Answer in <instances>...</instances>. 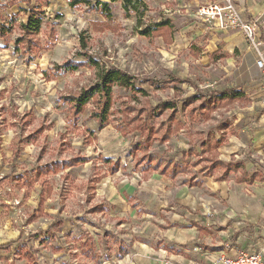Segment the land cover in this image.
<instances>
[{"label":"rangeland","instance_id":"rangeland-1","mask_svg":"<svg viewBox=\"0 0 264 264\" xmlns=\"http://www.w3.org/2000/svg\"><path fill=\"white\" fill-rule=\"evenodd\" d=\"M98 2L109 6L104 10ZM193 2L0 0V16L8 28L0 37V264H219L240 250H253L250 245L233 252L226 245L228 249L213 253L218 234L212 229L200 235L207 234L206 239L191 240L192 247L170 241L191 224L207 228L200 204H187L180 195L184 190L201 193V186L190 187L197 181L200 185L197 177L221 178L220 168L202 172L200 165L191 163L198 158L200 143L219 129L226 134L234 112L247 106L246 100L206 114L197 113L193 104L181 110L180 99L192 94L194 85L206 89L233 84L239 61L236 54L224 51L220 39L237 31L216 33L219 28L206 27L194 15ZM40 9L38 46H16L20 23L31 10ZM165 20L169 23L161 35L144 33ZM84 52L101 65L114 64L134 75L135 86L143 88L133 94L114 86L104 123L91 115V103L74 118L62 100L96 77V67L55 68L70 60L85 61ZM175 100L183 128L168 141L151 142L149 152L160 167L148 168L141 151L130 153L146 131L136 128V119H128L147 102ZM131 106L136 110L129 112ZM171 113L156 109L150 125L157 127ZM191 147L196 153L183 156ZM72 157L87 161L49 174L52 191L43 194L40 206L42 185L40 177L33 176L36 167ZM221 158L228 162L230 157ZM116 160L118 170L112 173L109 168ZM169 161L188 165L172 177L169 169L159 171ZM200 164L209 165L210 160ZM218 215L222 213L213 218ZM54 220L50 234L44 232ZM214 226L220 227L218 222ZM88 236L95 249L85 255L86 249L81 250ZM165 239L173 244L172 252L162 250Z\"/></svg>","mask_w":264,"mask_h":264},{"label":"crops","instance_id":"crops-1","mask_svg":"<svg viewBox=\"0 0 264 264\" xmlns=\"http://www.w3.org/2000/svg\"><path fill=\"white\" fill-rule=\"evenodd\" d=\"M192 1L196 2L197 0ZM239 1L242 4L241 8L246 18L258 19L262 42L261 48L264 54V41L262 40V33L264 32L262 29L264 26V1ZM185 11L186 14H189V9ZM202 23L206 24V27L213 26L210 23ZM216 29L214 28V30ZM222 31L236 30L218 29L216 33H221ZM216 35L213 34L214 37ZM220 39L225 42L224 51L229 54H236L237 59H239L237 70H235L234 83L225 86L241 88L245 94V99L242 101L247 100V106L243 107L240 112H234V122H232L226 134L224 130L219 129L218 133L223 132L226 140L218 147L217 154L218 158L224 162L226 161L221 157L229 155L230 158L227 161L232 164L236 163L238 168L236 171L228 173L223 179H214L213 177L209 179V174L202 176V178H195L196 180L201 179L202 182L199 185L197 181L195 185L190 184V187L201 186L203 188L199 189L201 193L184 190L180 196L187 204H200L199 207L202 208V213L206 216V221L203 224L207 228L204 229L202 227L200 229L198 224H191L190 227L181 228L185 232L179 235L177 240L175 238L170 239V241L172 240L175 243L174 245L178 243L188 248L192 247L191 240H204L207 238V234L203 235V237L200 235L213 230L214 233L218 234V237H216L218 244L213 245L215 247L212 251L213 253L222 251L223 247L227 248L226 245L231 246V250L235 252L240 247L246 248L251 245L252 249H259L264 244V88L262 86V74L255 65V52L247 46L241 32L226 33ZM231 47L233 48L229 49ZM217 50L218 48L214 51ZM182 83H187V81ZM221 87L223 86L213 88L219 89ZM184 98L180 99L181 102H183ZM175 101L178 103L179 100ZM229 108L221 109L228 110ZM181 110H185L182 109V105ZM219 134L213 135L218 138ZM198 165L201 166V164ZM243 171L248 174V177L245 181L238 182L237 177ZM202 172H206V170ZM253 173H256L258 177L250 180V176ZM231 175H234V177L232 178ZM217 212L222 213V215L213 218L214 213ZM217 222L220 227L218 226L219 228L214 230V225ZM167 241L170 242L168 239L162 240V250L172 252L169 248L173 244H167ZM235 244L236 246L234 247Z\"/></svg>","mask_w":264,"mask_h":264},{"label":"trees","instance_id":"trees-1","mask_svg":"<svg viewBox=\"0 0 264 264\" xmlns=\"http://www.w3.org/2000/svg\"><path fill=\"white\" fill-rule=\"evenodd\" d=\"M101 7L105 9L108 8V2H98ZM40 13V14H39ZM40 15V16H39ZM106 15H110L109 13ZM43 11L31 10L28 14L26 21L21 22L19 25V36L14 40L16 46L19 44H25L28 47L33 45L38 46V40L35 38L39 29L43 24L42 20ZM4 19L0 16V37H5L7 35L8 28L3 22ZM169 23L168 20L160 21L155 24V26L150 30V28H145L144 33H149L150 31H155L157 35H161L163 31H165V26ZM162 31V32H161ZM167 40L170 41V38ZM41 45V44H40ZM82 48H85V41L81 42ZM85 57V61H67L62 64L55 66L58 70L63 69H77L81 65H85L88 67H96L97 74L94 78L93 82L88 86L83 87L82 89L66 94L62 96V100L67 104L68 112L71 117H78L80 114L84 112L88 104H92V108H90L91 115H94L100 122L104 123L106 121V116L108 114L109 108L113 103V87L120 86L124 88H129L133 91L142 92L143 88L136 87L134 84V80L136 79L134 75L129 72L123 70L114 64L101 65L96 58L88 53H83ZM100 68V71L98 70ZM178 81H187L177 79ZM191 85V84H190ZM134 94V92H133ZM245 99V94L243 90L237 86H223L219 89L217 88H208L202 89L196 85H194V93L187 96L183 99L182 109H186L189 105L193 104V108L197 113L206 114L207 112H212L218 108H229L234 102L242 101ZM147 102V101H146ZM171 110L172 113L166 117L164 121H162L157 127L154 128L153 125H150V118L152 117L153 112L156 110ZM129 112L136 110V107L127 108ZM132 116L128 119L129 121H134L136 119L137 124L136 128L140 130H145V135L134 142L130 146V153L133 155L137 154V151H141V160H145L146 166L152 169H158L160 167L158 161H153L154 156L151 152H149V146L151 142L155 139L165 142L168 141L172 135V133L178 132L183 128V123L176 116L177 114V102L176 101H163L156 105H153L147 102V105L141 106V108L137 109ZM226 140V136L223 132L219 134L217 138L215 135H210L208 138L204 139L200 143V152L198 154V158L194 160L191 165L196 166L202 163L204 160H210V164H201L199 171L207 170V172H212L215 168H220L223 170V174L221 178L223 179L228 173L232 171H236L238 166L237 164H232L231 162H224L218 158L217 149L221 146ZM196 153V149L194 147L189 148L186 152H183V156H187L188 153ZM17 154V150H16ZM87 160L83 157H72L69 160L62 161H52L40 166L36 167L33 176L40 177L42 191L40 193V206L44 201L43 194H50L52 191V187L49 186L47 181V176L49 174H56L59 171H63L65 168L75 166L79 163H84ZM109 162V160H106ZM119 162H116L109 168L110 171L116 172L118 170ZM188 164L185 163L183 166L179 162H167L163 167L160 168L161 173H166V169H169L170 175L174 177L178 172L181 171L182 168L186 167ZM45 177V178H44ZM65 177H68V173L65 174ZM248 174L243 171L239 177H237L238 182L245 181L247 179ZM258 177L256 173H253L250 176V180ZM97 181V180H95ZM57 221L55 220L48 225V227L44 230V232L50 234L51 229L55 227ZM58 224H61L60 221ZM83 253L88 255L89 252L93 251L95 248L91 245H95L93 242V238L91 236L87 237L83 242Z\"/></svg>","mask_w":264,"mask_h":264},{"label":"built area","instance_id":"built-area-1","mask_svg":"<svg viewBox=\"0 0 264 264\" xmlns=\"http://www.w3.org/2000/svg\"><path fill=\"white\" fill-rule=\"evenodd\" d=\"M193 6L194 15L201 22L213 24L220 30H236L243 34L247 46L255 52V65L262 74L264 88V54L258 19L246 18L239 0H197ZM218 263L264 264V244L259 249L240 250L234 258Z\"/></svg>","mask_w":264,"mask_h":264}]
</instances>
